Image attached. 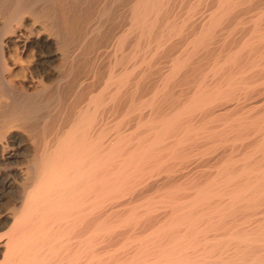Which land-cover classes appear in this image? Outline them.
<instances>
[{
    "label": "bare ground",
    "instance_id": "6f19581e",
    "mask_svg": "<svg viewBox=\"0 0 264 264\" xmlns=\"http://www.w3.org/2000/svg\"><path fill=\"white\" fill-rule=\"evenodd\" d=\"M0 264H264V0H0Z\"/></svg>",
    "mask_w": 264,
    "mask_h": 264
},
{
    "label": "rangeland",
    "instance_id": "374dc122",
    "mask_svg": "<svg viewBox=\"0 0 264 264\" xmlns=\"http://www.w3.org/2000/svg\"><path fill=\"white\" fill-rule=\"evenodd\" d=\"M6 207H7V208H6ZM9 208H10V205H8V206H4V207H3V212H5V211L7 212V211L9 210Z\"/></svg>",
    "mask_w": 264,
    "mask_h": 264
}]
</instances>
